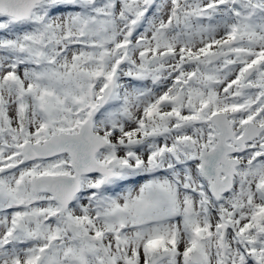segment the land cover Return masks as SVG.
Instances as JSON below:
<instances>
[{
    "label": "snow or ice",
    "instance_id": "6c2138e0",
    "mask_svg": "<svg viewBox=\"0 0 264 264\" xmlns=\"http://www.w3.org/2000/svg\"><path fill=\"white\" fill-rule=\"evenodd\" d=\"M0 264H264V0H0Z\"/></svg>",
    "mask_w": 264,
    "mask_h": 264
},
{
    "label": "rangeland",
    "instance_id": "374dc122",
    "mask_svg": "<svg viewBox=\"0 0 264 264\" xmlns=\"http://www.w3.org/2000/svg\"><path fill=\"white\" fill-rule=\"evenodd\" d=\"M180 250L183 251V246H181V249Z\"/></svg>",
    "mask_w": 264,
    "mask_h": 264
}]
</instances>
